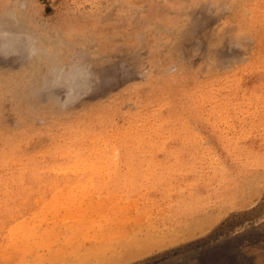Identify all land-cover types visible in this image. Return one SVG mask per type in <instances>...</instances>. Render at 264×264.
Returning <instances> with one entry per match:
<instances>
[{
	"label": "rangeland",
	"instance_id": "1",
	"mask_svg": "<svg viewBox=\"0 0 264 264\" xmlns=\"http://www.w3.org/2000/svg\"><path fill=\"white\" fill-rule=\"evenodd\" d=\"M259 1L237 0L234 8L223 0H0V158L43 162L68 150L80 161L72 165L76 172L69 181L60 172V179L24 198L18 222L30 227L16 230L14 238L0 234V245H6L0 264H35L29 257L54 253L70 227L91 223L86 230L95 239V230L111 217L122 222L140 215L151 222L178 196L199 199L203 185L211 188L198 210H210L207 230L264 208V99H257L264 97V21L253 26L237 19V12ZM234 95L241 100L235 102ZM221 96L228 99L216 100ZM140 131L151 144L135 149V164L146 171L164 161L174 174L162 183L151 187V181L135 180V191L128 193L132 182L108 181L110 166L85 164L87 156L100 152L118 153L120 147L122 153ZM219 188L224 193L217 198ZM112 196L115 204L106 207ZM204 232L186 238H197L186 245L185 239L180 246L171 242L166 251L156 247L132 262L153 264L213 240ZM13 246H23V252Z\"/></svg>",
	"mask_w": 264,
	"mask_h": 264
},
{
	"label": "bare ground",
	"instance_id": "2",
	"mask_svg": "<svg viewBox=\"0 0 264 264\" xmlns=\"http://www.w3.org/2000/svg\"><path fill=\"white\" fill-rule=\"evenodd\" d=\"M223 1L227 2L229 5H231L234 8H236L238 5L237 0H223ZM252 8H253L252 12H248V10H250ZM252 8L244 7L241 11L237 12V17H238L237 19H239V22H241L242 24L244 22H246V23L254 26L257 23L264 21V0H260L256 4L252 5ZM248 13H253V16L251 18H249ZM161 28H164V27L161 26ZM3 95H4V93H3ZM259 98H260V100L264 99V97L261 95L257 96L258 100H259ZM225 99H228V98L223 97V96L216 98V100H218V101H225ZM233 99L235 102H238L241 100L240 97L236 96V95H234ZM247 99H248L247 96H244L242 100H247ZM128 131L130 132V130H128ZM134 133H136V132L133 131V134ZM144 136H146V135L142 131H140L139 135H138V139H136V141L134 143H125V145H123L121 147L122 149L124 148V151L122 153H121L120 147H119L118 148L119 152L116 150L118 153H115L113 150V152H114L113 154H111V153L107 154V152H100L97 154V157H95V154L93 156H87V158L84 160L85 164H86V162H88V164L89 163L92 165L96 164L97 167H98V165L99 166L101 165V167L99 168L100 170L102 168V165H105L104 167L110 166V172L108 173V181L114 182L117 186L122 181L132 182L133 183V190H128L127 191L128 193H130V192L132 193L135 191L134 186H135V183L137 181H144V182L151 181L152 182L151 187H152V185H154L156 183H162L166 179L167 176L174 174L173 172H171L169 170L171 167H168V165L164 161L157 162V163L154 162L151 165V167H149V169L146 171H142V170L138 169L137 164H135V160H138V158H136V154H134V152L137 151L135 149H144L147 145L151 144V141L149 139L147 140V142L142 141ZM94 137H96V136H94ZM129 144H132L133 147H130ZM98 147H99V145H98ZM71 150H73V149H71ZM67 152L69 153L68 150H67ZM67 152L64 154H59V156H57V157H50L47 155L45 158V161H43V162H41L39 159L27 158V159H20L17 161L16 164H13L14 160L9 159V157L0 158V234L1 235L7 236L9 234L8 236L11 235V237L14 238L15 236H12V234L16 230H17L16 233H18V231L22 227H23L22 229H24L25 227L26 228L30 227L28 225L29 223L26 225L25 223L23 224V223L18 222V221H20L19 217L21 215H23L24 198H26L28 195H31V193L33 191L39 189L43 183H47V182L49 183L52 181H56L57 179H60L57 175L60 172L64 173V176L69 175L68 177H65V179L67 181H69L71 179L72 175L75 174L76 171L75 170H74V172L71 171L73 169V168L71 169V167L74 163H77V162L80 163V161L78 159H76L77 155L71 156V154H68ZM127 163H131L128 166H126V167H128L129 170L128 171L122 170L121 165L127 164ZM81 164H82V162H81ZM89 165H86V166H89ZM79 166H81V165H79ZM74 168L75 169L77 168L79 170L83 167L79 168L77 165ZM89 168H90V166H89ZM93 168H92V170H93ZM104 170H105V168H104ZM90 171H91V168H90ZM105 171H107V170H105ZM127 174L129 175L128 177H127ZM135 180H137V181H135ZM90 183L92 184V182H89V185H90ZM80 184L81 183H79V185ZM233 184H234V186H236V185H238V182H235ZM86 185H88V184H86ZM86 185H85V187H86ZM249 185H250V183H249ZM65 187H61V188L64 189ZM68 187H70V185H68ZM73 188L75 189V187H73ZM58 189H57V191H58ZM69 189H71V188H69ZM69 189H67V190H69ZM91 189L93 191V188H91ZM64 190H62V192H65ZM85 190H87V189H85ZM156 190H151V192L153 193ZM73 191H72V189L69 190L70 194H68V195L73 196V194H74ZM206 191L208 193H209V191L211 192V188L208 189L207 185H203L197 190V194L200 196L199 199L197 198V199H193L191 201H187V200H183L181 197L178 196L173 201H171L170 206H169L170 207L169 211L170 210L175 211L176 216L175 215L172 216L170 213L167 214L169 211L165 212V213L163 212L164 214H162L161 216L156 217V218H151V222H150V219H148L149 221H146L145 220L146 218H144L145 216L142 217V218H144V220L141 219V217L139 218L140 215L137 218L135 217L134 221H130L131 218L128 217L129 221L122 219V222H121V220H117V219L113 220V217H111L112 222L109 220L107 221L109 223L111 222L110 224L109 223H108V225L103 224V226H100V227L97 225V227H99V228H98V230H95V233H97V234H95V237H94L95 239H92L93 237L87 231L88 225L91 226V223L88 225L86 224L87 230L85 229V227H84V229H76V230L70 227L68 229H65L66 231H62L63 235H64V238L62 241L64 244L59 243L58 248H56V247L52 248L51 247L52 250H54V253H52L53 255L52 254L43 255L41 253V255H37L35 257V259H33L31 261H30V257H29L28 261H29V263L34 262L35 264H41V263L37 262L38 260L43 261V262L53 261L54 264H123L124 262H127V261L130 262V260H131L130 263L133 264V262H132L133 259L135 260V258L149 252L150 250H151V253H148L146 255L150 256V255L154 254V252H152V250L155 249L156 247H162L163 246L161 249L164 248L163 250L166 251L169 248V245L171 246V242H174V243L181 242L180 244H176V246L177 245L180 246L183 243L184 239L187 240L186 243L184 241V243L186 245L189 242H191L192 240L199 238V235L197 234V232L199 230H202V231H205L202 235L210 234L209 236H211L213 240H209V242H208V240H207V242L204 241L205 243L199 244L195 248H192V249L184 250L182 252L180 251L181 253H178L177 255H172V256L166 255L165 256L166 259L164 258L163 260L158 261V262L153 263V264H264V208L262 206H260L254 212L247 213V214L245 213L244 215H242V217H239V218L229 219L228 222L227 221L225 222L224 220L223 221L218 220L220 222V224H219V222L216 223L215 225L212 224L214 226L211 229L208 227L209 229L207 230V227L205 225L209 221L208 219H209L210 210H206L205 212H201V211L199 212L198 211L199 208H202L205 205V198H207L205 195ZM75 192L77 193V189ZM67 193L68 192H66L65 197L67 196ZM94 193H92V194L95 195ZM222 193H224L223 188H219V189L215 190L216 195H213V196H216L217 198H219L218 196H221ZM77 195H75V197L71 196V198H75L74 200H76ZM116 195H114V197ZM234 195H236V194L234 193ZM62 196L64 197V195H62ZM227 196H226V199L228 198ZM65 197H64V199H65ZM78 197H81V196H78ZM55 198H57V197L55 196L52 199H55ZM102 198L105 199L106 197L104 198V196H103ZM111 198H109L110 199L109 202L107 200L108 203L106 202L105 205L108 204V206L109 205L112 206L113 203L115 204V202H112V201H114L113 196ZM36 199H39V198H36ZM52 199H51L50 203H53V204H51V205L52 206L56 205V202L54 204V202H52ZM71 200L72 199H70V201ZM121 200L119 199V204L122 202ZM136 200H134V202H136ZM210 200H211V198H210ZM57 201H58V198H57ZM102 201L99 203H102ZM110 201L112 202V204H110ZM115 201L118 202V200H115ZM217 201H218V199H217ZM66 202H69V200H67ZM92 202L90 203L91 205H92ZM124 202H122L123 205H125ZM73 203H71V204H73ZM209 204H211V203H209ZM45 205L46 204L44 202L43 206H45ZM61 205L63 207L66 206L65 204L60 203L59 206H61ZM120 205H118L117 208ZM133 206H134V204H133ZM46 207H45V209H46ZM106 207H107V205H106ZM120 207H122V206H120ZM58 208H62V207H58ZM70 208H72V207H70ZM115 209H113V210L115 211ZM131 209H132V203H131ZM166 210H168V208H166ZM48 211H49V209H48ZM50 211H51V209H50ZM54 211L55 210H53V212ZM112 211H110V212H112ZM150 211H154V210H150ZM39 212H41V211H39ZM117 212L119 214V211L116 210L115 213L117 214ZM126 212H128V211H126ZM130 212H132L133 214H136V215L142 213L140 211H139L140 213H134L131 210H130ZM158 212H159V210H158ZM87 213L89 215V212H87ZM94 213L97 214L98 211H96ZM128 213H127V216L129 215ZM145 213H144V215H145ZM37 214H35L34 216H36ZM83 214H82V216H83ZM99 214H100V211H99ZM102 214H104V213L102 212ZM41 215H44V214L39 213L40 217H41ZM85 215H86V213H85ZM34 216L32 215L31 218L34 219L33 218ZM71 216L73 219H75L74 218L75 215H71ZM44 217H45V215H44ZM92 217H89L90 220ZM119 217H121V216H119ZM151 217H153V216L151 215ZM35 218H38V216ZM99 218H101V216ZM109 218L107 217V219H109ZM23 219L24 218H22L21 222H23ZM42 219H44V218H42ZM214 219H216V218H214ZM77 220H78V218H77ZM90 220H87V221H90ZM93 220H91V222ZM98 220H100V219H98ZM34 221H35V219H34ZM39 221H40V219H39ZM78 221H80V220H78ZM81 221H83V219ZM24 222H27V221H24ZM93 222H95V221H93ZM33 224H37V223H33ZM90 226H89V228H90ZM77 227H78V225H77ZM53 230H56V229H53ZM226 230H229L230 232H228V233L224 232ZM23 232H21V233H23ZM84 234L86 235L85 237H83ZM194 234L198 235V237L195 238V236H194V239L191 238V240L186 239V238L193 236ZM59 235H61V234L59 233ZM202 235H200V236H202ZM53 236L54 235H52L51 237H53ZM19 237H21V234ZM25 237H26V234H25ZM25 237L23 236L24 239H25ZM47 237H49V236H47ZM44 238H46V237L44 236ZM44 238L42 239V237H41V241H43ZM31 240L33 241V239H31ZM47 240L45 239L44 241H47ZM51 240L54 241V239H51ZM71 240H72V243L70 244ZM25 241H27V238L25 239ZM3 242H5V241H3ZM3 242H1V243H3ZM14 242H15V240H14ZM32 243H34V242H32ZM36 243H34V244H36ZM174 243H172V244H174ZM1 245H3V244H1ZM1 245H0V247H2ZM23 245H24V243H23ZM4 246L6 247L5 244H4ZM4 246L0 249H3ZM8 246H10V245H8ZM167 246H168V248H166ZM182 246H184V245H182ZM10 247H12V246H10ZM18 247H19V245H18ZM14 248L17 249L16 251H19L18 249H21V248L23 249V246L20 248H17V247H14ZM43 249H44V247H43ZM22 252H23V250H22ZM22 252H20V253H22ZM159 252H160V250H159ZM46 258H48L49 261H45ZM59 258H64V261H61ZM4 259L6 260V258H4ZM54 260H55V262H54ZM3 263H4V261H3ZM7 264H10V263H7Z\"/></svg>",
	"mask_w": 264,
	"mask_h": 264
}]
</instances>
